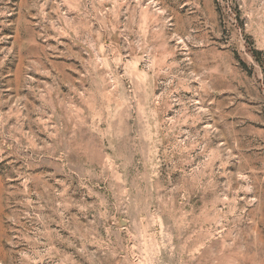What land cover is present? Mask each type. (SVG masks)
<instances>
[{
    "label": "rangeland",
    "instance_id": "rangeland-1",
    "mask_svg": "<svg viewBox=\"0 0 264 264\" xmlns=\"http://www.w3.org/2000/svg\"><path fill=\"white\" fill-rule=\"evenodd\" d=\"M0 264H264V0H0Z\"/></svg>",
    "mask_w": 264,
    "mask_h": 264
}]
</instances>
